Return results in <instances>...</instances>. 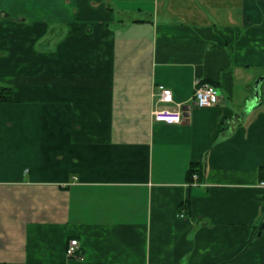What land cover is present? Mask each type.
<instances>
[{
	"label": "crops",
	"instance_id": "crops-1",
	"mask_svg": "<svg viewBox=\"0 0 264 264\" xmlns=\"http://www.w3.org/2000/svg\"><path fill=\"white\" fill-rule=\"evenodd\" d=\"M261 75L264 0H0V264H264Z\"/></svg>",
	"mask_w": 264,
	"mask_h": 264
},
{
	"label": "built area",
	"instance_id": "built-area-1",
	"mask_svg": "<svg viewBox=\"0 0 264 264\" xmlns=\"http://www.w3.org/2000/svg\"><path fill=\"white\" fill-rule=\"evenodd\" d=\"M193 101L198 107H210L216 105L219 101V95L216 87L200 78H195L193 81ZM157 102L167 103L171 102V90L163 85L157 86L156 91ZM181 108L180 105L176 108L169 107H155L151 112V117L154 122H163L168 124H178L188 118L189 113ZM198 178L196 173L192 174V181H196ZM259 186L264 187V177L258 182ZM65 255L68 258H83L82 251L79 248V243L76 238H70L65 246Z\"/></svg>",
	"mask_w": 264,
	"mask_h": 264
},
{
	"label": "trees",
	"instance_id": "trees-1",
	"mask_svg": "<svg viewBox=\"0 0 264 264\" xmlns=\"http://www.w3.org/2000/svg\"><path fill=\"white\" fill-rule=\"evenodd\" d=\"M11 91L7 87H0V101H9L11 100ZM198 163H192L188 169V175L191 176L192 173L199 171ZM261 175L264 173V167L261 168ZM264 176H261L263 178Z\"/></svg>",
	"mask_w": 264,
	"mask_h": 264
},
{
	"label": "rangeland",
	"instance_id": "rangeland-1",
	"mask_svg": "<svg viewBox=\"0 0 264 264\" xmlns=\"http://www.w3.org/2000/svg\"><path fill=\"white\" fill-rule=\"evenodd\" d=\"M262 82H264V80ZM217 89H218V91H220L219 88H217ZM151 98H152V106L150 108L149 115H150V120L153 121L152 117H151V112L155 108V103H156V99H157L156 92L153 90H151Z\"/></svg>",
	"mask_w": 264,
	"mask_h": 264
},
{
	"label": "water",
	"instance_id": "water-1",
	"mask_svg": "<svg viewBox=\"0 0 264 264\" xmlns=\"http://www.w3.org/2000/svg\"><path fill=\"white\" fill-rule=\"evenodd\" d=\"M264 80V75L259 76L258 78H256V80L254 81V89H258V85Z\"/></svg>",
	"mask_w": 264,
	"mask_h": 264
}]
</instances>
